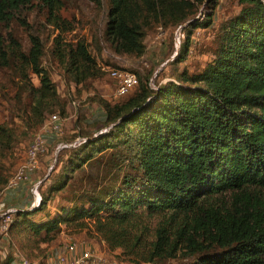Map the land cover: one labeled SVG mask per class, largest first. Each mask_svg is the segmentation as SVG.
<instances>
[{"label": "trees", "instance_id": "obj_1", "mask_svg": "<svg viewBox=\"0 0 264 264\" xmlns=\"http://www.w3.org/2000/svg\"><path fill=\"white\" fill-rule=\"evenodd\" d=\"M92 1L104 21L99 41L119 56L140 59L151 30L181 28L169 79L151 90L150 74L132 72L137 86L120 100L110 103L95 93L86 98L100 111L96 128L80 127L84 119L77 116L76 141L55 142L65 147L56 154L58 170L39 183L38 206L14 208L3 234L23 242L29 231L40 243L53 242L61 225L87 223L94 239L131 264L179 255L186 264H264V0H236L238 13L217 27L213 59L191 75L178 66L193 31L211 27L219 0ZM34 2L56 32L49 47L27 22L36 17ZM201 4L203 22L192 21L193 5ZM60 9V0H0V71L18 84L20 95L9 103L22 124L21 131L0 125V158L49 116H66L41 67L44 57L61 65L77 96L102 77L85 39L62 36L75 28L59 18ZM11 23L27 30V50L13 38ZM92 42L97 45V38ZM8 182L0 179V192ZM61 193L70 208L40 223L27 220ZM11 261L6 256L0 264Z\"/></svg>", "mask_w": 264, "mask_h": 264}, {"label": "rangeland", "instance_id": "obj_2", "mask_svg": "<svg viewBox=\"0 0 264 264\" xmlns=\"http://www.w3.org/2000/svg\"><path fill=\"white\" fill-rule=\"evenodd\" d=\"M61 9L58 12L59 18L71 23L75 30L71 33H63L65 40H70L75 34L83 37L89 46V52L95 59L96 64L102 69V77L90 83L87 90L82 91L79 96L76 95L75 88L65 81V76L61 65L52 57H44L41 60V67L45 70L50 80L55 86V90L60 100L65 103L66 116L60 119L61 130L57 135L49 132V117L44 124L36 129L35 133H26L25 138L19 143L10 155L0 158V179L8 182L12 180L15 173L21 168L26 160V153L29 145L36 137H41L45 142V151L36 158V168L30 174H26L24 181L19 183L17 189H7L5 187L0 192V214L9 208H25L32 204L34 199L38 201L37 188L40 181L46 180V175L55 174L58 170V165L55 168L56 154L59 149L65 145L55 144L59 139L65 141L73 140L77 135V116L84 119L79 120V126L84 127L92 124L90 132H93L96 127L95 121L99 117V109L86 102V98L92 96L94 93L102 99L114 103L120 98L115 96V86L107 71L110 69H124L139 75L144 78L145 75L150 74L147 82L151 90H154L155 84L164 83L169 79L171 68L168 67L170 61L176 56L180 45L183 41L181 28L163 31L160 28H155L147 34L144 39V55L140 59L128 58L125 56L116 55L105 42L100 40V35L103 32L104 21L101 15H98V6L92 0H60ZM193 4L192 0H188ZM33 12L36 17L27 19V22H34V28L37 35L42 40L49 41L56 34L53 28L46 25L42 8L38 7L34 2ZM38 7V8H37ZM240 10V6L236 0H219L215 7L212 18L211 27L206 29L194 30L190 38L189 51L184 62L180 63L178 68L185 69L188 75L200 72L203 67L213 59L214 37L218 25L226 19L236 15ZM207 10L201 5H193L190 12L193 13L192 21L203 22L204 14ZM190 21V20H189ZM186 25V24H185ZM12 36L21 45L24 50L29 47L28 32L23 27L16 23H11ZM96 37L98 42L95 45L92 40ZM48 52V50H46ZM48 54V53H47ZM32 84L37 86V80L32 77ZM5 95L7 98L3 97ZM14 95H20L18 84L12 79L10 74L6 71H0V125L4 124L7 128L21 131L22 124L16 117L15 109L9 103ZM122 98V97H121ZM22 102L28 106L29 99L24 98ZM55 115V114H53ZM81 123V124H80ZM93 127V128H92ZM65 155L61 154L60 158L64 159ZM8 182V183H9ZM33 191L36 194H33ZM34 195V196H33ZM225 199L228 194H225ZM76 205H79L78 203ZM71 207L70 198L68 195L61 193L57 194L50 200L43 210L36 215L28 218L31 223H40L44 218H53L61 213V209H68ZM84 227L78 228L76 224L64 227L61 225V233L52 242L40 243L36 237H32L31 233L25 232V241L22 242L20 238L14 241L9 240V236L0 232V259L3 260L6 256L14 257L27 256L29 261L40 263L42 256H46L49 252L60 248L69 240L75 241L78 244H88L92 247L98 257L105 260L109 264H131L122 261L119 252H109L105 249L103 243L94 239L91 232H87V223ZM83 226V225H82ZM93 238H91L89 235ZM23 245V246H22ZM22 248V250H21ZM24 250V251H23ZM23 253H22V252ZM26 252V254H24ZM22 254V255H21ZM179 255L172 261H165L160 264H186L188 261ZM45 259V258H44ZM44 261V260H43Z\"/></svg>", "mask_w": 264, "mask_h": 264}, {"label": "built area", "instance_id": "obj_3", "mask_svg": "<svg viewBox=\"0 0 264 264\" xmlns=\"http://www.w3.org/2000/svg\"><path fill=\"white\" fill-rule=\"evenodd\" d=\"M102 71L105 72L104 69ZM108 76L115 86V96L118 98L124 97L137 86V78L135 74L124 69H110L107 71ZM49 133L57 135L60 133V120L56 115H51L48 120ZM45 142L41 137H36L26 153V160L21 168L17 170L15 176L8 183L7 189L15 190L19 183L24 181L26 174H30L36 168V158L44 153ZM33 194L36 192L33 191ZM34 196V195H33ZM37 201L34 199L31 204L32 208H36ZM14 208H9L0 214V232H5L7 225L10 222V214L14 212ZM10 264H40L29 261L24 257H14ZM41 264H109L102 258L98 257L92 247L88 244H78L75 241L69 240L60 248L49 252Z\"/></svg>", "mask_w": 264, "mask_h": 264}, {"label": "water", "instance_id": "obj_4", "mask_svg": "<svg viewBox=\"0 0 264 264\" xmlns=\"http://www.w3.org/2000/svg\"><path fill=\"white\" fill-rule=\"evenodd\" d=\"M47 176H48V175H46V177H47ZM37 200H38V201H37V206H38V204H39V197H38V199H37ZM37 206H36V207H37Z\"/></svg>", "mask_w": 264, "mask_h": 264}]
</instances>
